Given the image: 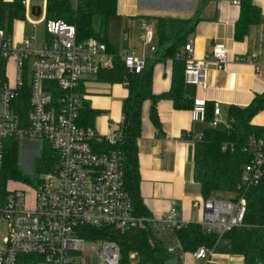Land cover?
<instances>
[{
	"label": "built area",
	"instance_id": "built-area-1",
	"mask_svg": "<svg viewBox=\"0 0 264 264\" xmlns=\"http://www.w3.org/2000/svg\"><path fill=\"white\" fill-rule=\"evenodd\" d=\"M77 6L78 0H71ZM240 7V0H231ZM25 0L26 17L37 7ZM43 0L42 13H46ZM17 23V22H15ZM45 25L46 39L39 46L37 36L15 41L13 33L0 28V173L6 155V142L41 141L48 144L59 158L54 173L40 176L37 187L17 181L8 182L0 190V264H85V257L93 252L88 245H98L95 252L101 264H120V247L112 241H87L80 235L83 228H112L127 232L150 226L159 232L175 234L188 226L176 208L161 219L138 217L132 200L124 188L121 153H98L94 142L107 140L115 145L119 134L102 137L93 129L80 124L85 102L83 82L97 78L115 66L116 55L106 43L89 38L79 41L77 30L62 20H46L45 16L33 24ZM25 31L24 21L18 22ZM143 43L155 53V33L143 26ZM194 43L189 40L179 58L186 60L185 83L207 88L210 64L224 71L229 52L216 46L204 59L194 57ZM131 72H140L147 65L144 57L134 54L120 56ZM237 63L252 65L257 73L264 72L258 55L236 57ZM13 66L15 75H9ZM23 96L27 97L26 106ZM206 103L198 101L193 109V121L206 123ZM221 110L214 108V120L221 125ZM230 120L228 127H232ZM201 136L193 138L196 143ZM227 145L223 146L226 151ZM246 151L251 162L245 166L240 193L235 199L209 198L202 202L203 218L198 223L207 234L222 238L227 232L243 226L247 213V193L264 179V136L251 138ZM16 185L15 189H9ZM176 250L183 248L176 238ZM213 251L201 247L193 254L197 261H207ZM132 255L131 258H134Z\"/></svg>",
	"mask_w": 264,
	"mask_h": 264
},
{
	"label": "trees",
	"instance_id": "trees-1",
	"mask_svg": "<svg viewBox=\"0 0 264 264\" xmlns=\"http://www.w3.org/2000/svg\"><path fill=\"white\" fill-rule=\"evenodd\" d=\"M25 0L5 2L0 0V28L12 32L15 21L25 19ZM118 0H78L77 6L71 0H47L46 20H62L74 25L77 38L84 41L96 38L109 47L116 55L114 68L98 75V80L110 84L126 83L128 97L123 101V121L117 134L120 135L115 145L107 140L94 142L98 153L117 151L121 153L124 188L129 194L134 214L138 217H151L144 205L140 193L141 176L138 158V142L142 133V111L147 101L152 102L150 118L159 126L156 105L161 100H171L177 110L194 109L185 94L186 60L179 58L189 36L194 32L198 20L181 21L175 19H157L159 56L148 62L144 70L131 72L121 61L107 40L110 20L117 14ZM241 14L235 29V39L243 41L252 26L258 25L262 15L254 0H240ZM173 61V77L170 92L155 96L153 93V71L156 63ZM84 93V92H83ZM27 97L23 96L26 106ZM206 124L208 128L195 143L194 179L201 186L204 200L215 198L217 194H239L240 182L246 165L251 162V155L246 147L251 138L264 136V127L254 126L253 118L264 112V92L257 95L245 108L232 106L229 116L234 120L232 127L220 129L209 124L214 120V108L208 105ZM97 113L86 102L81 109L83 125L93 127ZM227 145L226 151L223 146ZM41 157L35 164L39 176L54 173L58 169L59 158L48 144H43ZM18 141L6 142V155L0 173V190H4L10 181L27 182L19 168ZM247 213L242 227L227 232L222 238L217 234L204 233L198 224H188L171 236L161 235L150 226L127 232H118L112 228L96 229L86 227L80 235L87 241L108 240L115 242L121 251L120 264H164L177 259L179 253H169V244L176 237L183 248V253H193L204 247L215 254L241 256L244 264H264V179L246 195ZM132 255L135 258L132 259Z\"/></svg>",
	"mask_w": 264,
	"mask_h": 264
},
{
	"label": "crops",
	"instance_id": "crops-1",
	"mask_svg": "<svg viewBox=\"0 0 264 264\" xmlns=\"http://www.w3.org/2000/svg\"><path fill=\"white\" fill-rule=\"evenodd\" d=\"M30 1L32 7L36 5L34 0ZM39 1L37 7L43 2ZM254 5L259 8L262 20L258 25L252 26L245 39L239 42L235 39V29L241 8L234 6L231 0H118L119 24L116 28L113 26V29L123 33L126 48L122 47V51L118 52L109 44L119 56L134 54L153 62L161 53L157 40V19L198 20L194 32L188 38V41L193 40L194 43V57L198 60L204 59L216 46H224L229 52V63L224 71L218 70L215 64H210L206 78L207 88L202 89L186 83L185 94L193 104L203 101L211 110L219 106L221 124L224 123L228 128L230 120H233L229 116L230 107H248L257 95L264 92V72L257 73L252 65L234 60L236 57L248 59L257 54L258 63L264 65V0H254ZM41 15L46 18V13ZM24 20L15 21L17 23L14 22L11 32L14 36V29H19L20 41L25 38V31L23 32L22 25L18 22ZM144 25L152 28L155 33V53L142 41ZM172 77V60L155 64V96L170 92ZM97 78H88L82 84L85 102L97 113L94 125H83L81 117L80 124L106 137L117 134L123 121L122 104L129 91L124 83L110 84ZM151 107V101L143 105L142 133L138 142L140 193L144 205L156 220L161 219L171 208H176L182 221L198 224L203 218L204 198L201 186L194 179L193 138L201 136L208 125L193 121L192 109L177 110L174 103L166 99L156 105L159 120V126H156L150 118ZM252 124L264 127V112L256 115ZM159 233L171 236L168 232ZM175 240L176 237H173L169 249L176 248ZM174 253L180 254L181 264H244L241 256L213 253L209 260L197 261L192 256L194 252L182 255L176 250Z\"/></svg>",
	"mask_w": 264,
	"mask_h": 264
},
{
	"label": "rangeland",
	"instance_id": "rangeland-1",
	"mask_svg": "<svg viewBox=\"0 0 264 264\" xmlns=\"http://www.w3.org/2000/svg\"><path fill=\"white\" fill-rule=\"evenodd\" d=\"M40 3L39 0H34V5H38ZM35 5V6H36ZM42 19V15L40 16H34L29 15L25 18V38H32L37 36L38 38V45L40 46L45 38V25L42 23L33 24L34 22H38ZM118 17L117 14L113 16L110 20L109 24V30L107 34V40L108 43L111 44V46L118 52L122 51V47L126 48L125 45V39L123 36V33H118L115 29H113V26L116 28L118 23ZM14 39L15 41H20L21 35L18 32L19 29H14ZM9 75L13 78L15 75L14 67L11 66L9 70ZM126 85V83H124ZM220 129H225V124H221L219 126ZM110 136V135H109ZM43 143L41 141H28V140H22L20 142V148H19V168L22 171V174L24 178L27 180V182H20L22 184H26L29 187H32L33 189L37 187L38 179L40 178L39 174L35 170V164L38 161V159L41 157V152L43 150ZM16 185H10L9 189H15ZM216 198L221 200H228V199H235V194H217ZM171 245V244H170ZM88 249L93 251L87 254L85 257V264H101L102 261L95 254L99 250L98 245H88ZM133 264H137V260H134Z\"/></svg>",
	"mask_w": 264,
	"mask_h": 264
},
{
	"label": "water",
	"instance_id": "water-1",
	"mask_svg": "<svg viewBox=\"0 0 264 264\" xmlns=\"http://www.w3.org/2000/svg\"><path fill=\"white\" fill-rule=\"evenodd\" d=\"M41 14H42L41 7H35L32 9V15L40 16ZM164 264H179V263L176 259H171V260L165 262Z\"/></svg>",
	"mask_w": 264,
	"mask_h": 264
}]
</instances>
